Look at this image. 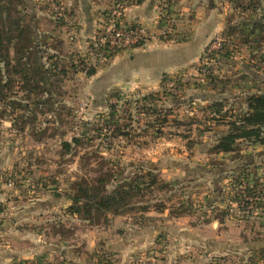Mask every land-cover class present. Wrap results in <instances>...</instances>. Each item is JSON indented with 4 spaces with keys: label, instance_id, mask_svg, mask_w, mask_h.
<instances>
[{
    "label": "rangeland",
    "instance_id": "1",
    "mask_svg": "<svg viewBox=\"0 0 264 264\" xmlns=\"http://www.w3.org/2000/svg\"><path fill=\"white\" fill-rule=\"evenodd\" d=\"M21 1L12 17L30 24L45 44L44 60L55 54L56 71H66L50 80V93L25 98L15 86L0 101V220L12 222V235L29 239L41 232L47 244L63 239L71 249L36 263L264 264V145L238 140L232 152L213 151L218 133L244 110L245 92H264V29L239 27L250 18L264 21V0H160L155 27L139 24L149 40L202 49L195 61L163 74L157 89L143 95L119 88L102 93L114 60L124 51L128 59L131 48L105 62L90 53L110 17L138 25L124 23L116 12L123 0H93L101 7L95 14L105 17L83 43L65 0ZM209 10L220 19L217 29L208 38L194 36L192 13ZM216 38L224 40L225 57L211 64L206 54ZM205 68L213 78L207 83ZM220 99L223 109L215 114L211 104ZM114 127H124L125 134L113 133ZM84 129L79 145L62 146ZM148 169L158 185L142 200L163 202V212L130 210L93 224L66 209L80 179L92 182L106 170L133 177ZM114 184L110 179L106 190ZM215 218L222 223L216 228L210 224Z\"/></svg>",
    "mask_w": 264,
    "mask_h": 264
},
{
    "label": "trees",
    "instance_id": "2",
    "mask_svg": "<svg viewBox=\"0 0 264 264\" xmlns=\"http://www.w3.org/2000/svg\"><path fill=\"white\" fill-rule=\"evenodd\" d=\"M134 3H140L142 0H132ZM22 5L20 0H0V101L7 97V92L11 91L15 86L25 92L24 97L29 98L35 93H50L52 91L51 79L57 74H65L64 68L57 70V56L55 54L48 55L44 60L42 52V45L38 35L30 24L22 21V18L12 17V13L17 14V7ZM108 16L106 17V19ZM106 21H104V24ZM256 25L264 29V21L262 18H250L249 25L241 22V28L248 29V27ZM99 37L95 40L90 50V53H98L103 60H111L122 48H109L107 44L99 46L100 39L105 36L104 26ZM226 32L231 36L229 29ZM253 30V29H252ZM100 31V30H99ZM101 34V36H100ZM250 35V33L248 32ZM226 37H223L225 40ZM220 41V46L217 49H209L206 58L210 63L219 64L220 59H223L225 54L224 40ZM138 44L135 47L141 46ZM47 58L50 60L46 62ZM87 75L95 73V66L90 67L85 71ZM209 68H205V82L212 81L213 78L209 76ZM206 82V83H207ZM205 83V84H206ZM22 97V99H25ZM51 99V98H50ZM15 101V100H11ZM223 100L220 102L213 101L211 108L213 113H220L223 109ZM18 107L22 105L17 102ZM245 108L243 111L236 114L235 118L227 122V128L222 130L217 135V140L213 146L215 153H228L235 149L238 140L250 141L252 143H259L264 145V92H251L244 96ZM111 109H113L111 107ZM113 116L114 112H110ZM110 127V126H109ZM117 127V126H116ZM114 127L112 132L117 134H125L124 127ZM97 130V128H94ZM87 134L86 129L81 130L78 134L71 138L70 142H62V146L66 149H71L73 145H79ZM139 167L135 169L138 171ZM113 179L115 183L113 188L106 190V186ZM158 178L151 169L144 173L136 174L135 176L122 175L114 177L108 170L100 173L94 177L90 182L87 179H80L74 183V192L70 195V203L67 210L71 215H78L79 218L90 223L97 224L100 219L106 221L109 216L121 215L130 210H139L140 212H147L153 209L156 212H163L166 207L163 202H156L155 204H147L142 200L146 191L151 187L158 185ZM164 185L168 182H163ZM161 187V185H160ZM140 203H143L140 205ZM184 212L188 206L183 207ZM181 216V215H177ZM151 219L150 216H146ZM217 219L220 223L221 220ZM45 259L37 260H20L17 264H39L36 262H44ZM48 264H52L48 262ZM58 264H68L66 260H61ZM80 264V263H79Z\"/></svg>",
    "mask_w": 264,
    "mask_h": 264
},
{
    "label": "crops",
    "instance_id": "3",
    "mask_svg": "<svg viewBox=\"0 0 264 264\" xmlns=\"http://www.w3.org/2000/svg\"><path fill=\"white\" fill-rule=\"evenodd\" d=\"M65 2L68 3L69 9H72L75 13L74 18L78 26L74 28L78 32L79 42L83 43L85 38L92 37L97 20L100 21L105 16H101L99 12L95 14L98 8L101 7H98L93 0H65ZM159 2L160 0H142L140 3H134L132 0H123L117 2V5L119 7L121 5V7L116 12L121 14V19L126 24H142L150 29L155 27V21H157L155 17ZM196 13H192V21L189 26L191 34L196 37L203 35L204 38H208L210 33L217 29L220 19L218 20L215 11L209 10L202 16ZM194 21L195 23L193 24ZM205 44L206 42L203 43V46ZM201 49L202 46L200 44H192L191 46L187 42L171 44L151 40L141 46L133 47L130 50L131 54L127 56L129 57L128 59L125 53L127 51H124L114 60L112 75L108 76L111 80L105 79L107 76L103 78L104 89L102 93L105 95L110 88L132 91L136 95H143L148 91L156 90L163 74L176 73L186 64L188 65L195 61L200 56ZM246 93L249 94L248 92ZM245 94L243 92L241 95ZM10 223L12 222L6 223V221L0 220V227H4L0 231V264H17L19 260L30 261L34 258L48 259L54 253H58V256L62 257L71 251V249H67L70 246H67L66 240L60 238L54 244L50 242L47 244V241L43 238L44 234L41 232L40 234L30 233L32 236H29V239L18 233L17 235L16 233L12 235V225ZM16 223L18 222L15 221L14 226ZM210 224L216 228L218 224L221 225L222 223L215 219ZM11 238H13V241L10 240ZM219 239L221 238H216L214 242L220 243L221 240Z\"/></svg>",
    "mask_w": 264,
    "mask_h": 264
},
{
    "label": "built area",
    "instance_id": "4",
    "mask_svg": "<svg viewBox=\"0 0 264 264\" xmlns=\"http://www.w3.org/2000/svg\"><path fill=\"white\" fill-rule=\"evenodd\" d=\"M58 16H61L60 10L56 8ZM105 36H103L99 41V46L107 44L109 48H122L128 49L137 46L138 44H144L149 41L150 36L147 34V29L142 25L136 26H123L115 20L112 16L106 21L104 25ZM220 38H216L210 46L209 49H217L220 46ZM94 60H103L98 53H92ZM196 71L201 73L203 70L200 67L195 68Z\"/></svg>",
    "mask_w": 264,
    "mask_h": 264
}]
</instances>
